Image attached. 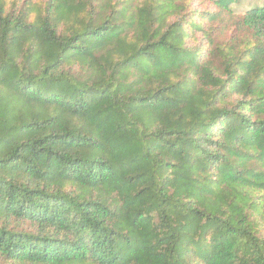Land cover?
I'll return each instance as SVG.
<instances>
[{
    "label": "trees",
    "instance_id": "trees-1",
    "mask_svg": "<svg viewBox=\"0 0 264 264\" xmlns=\"http://www.w3.org/2000/svg\"><path fill=\"white\" fill-rule=\"evenodd\" d=\"M0 0V264H264V0Z\"/></svg>",
    "mask_w": 264,
    "mask_h": 264
},
{
    "label": "rangeland",
    "instance_id": "rangeland-1",
    "mask_svg": "<svg viewBox=\"0 0 264 264\" xmlns=\"http://www.w3.org/2000/svg\"><path fill=\"white\" fill-rule=\"evenodd\" d=\"M241 2L243 4L241 8H246L249 5L260 4L262 0H242Z\"/></svg>",
    "mask_w": 264,
    "mask_h": 264
}]
</instances>
